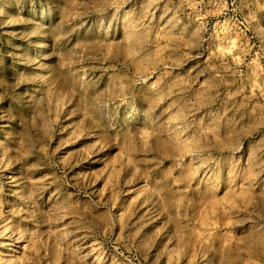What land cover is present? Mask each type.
Instances as JSON below:
<instances>
[{
	"label": "rangeland",
	"instance_id": "1",
	"mask_svg": "<svg viewBox=\"0 0 264 264\" xmlns=\"http://www.w3.org/2000/svg\"><path fill=\"white\" fill-rule=\"evenodd\" d=\"M0 264H264V0H0Z\"/></svg>",
	"mask_w": 264,
	"mask_h": 264
}]
</instances>
